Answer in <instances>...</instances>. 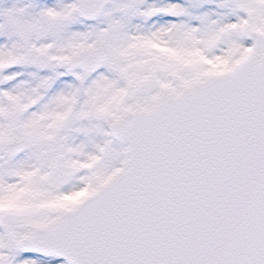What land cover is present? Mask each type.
<instances>
[{
	"label": "rangeland",
	"instance_id": "374dc122",
	"mask_svg": "<svg viewBox=\"0 0 264 264\" xmlns=\"http://www.w3.org/2000/svg\"><path fill=\"white\" fill-rule=\"evenodd\" d=\"M186 2L185 19L168 22L166 37H158L172 47L160 55L163 43L148 47L156 33L134 29L136 14H151L148 2L135 1L105 30L104 20L90 28L76 17L73 0H0V264H68L31 252L25 235L121 172L126 146L114 138L113 123L264 55V0ZM103 44L112 60L93 80L67 67L83 49ZM32 47L36 54L24 64ZM19 142L26 150L16 154Z\"/></svg>",
	"mask_w": 264,
	"mask_h": 264
},
{
	"label": "water",
	"instance_id": "95a60500",
	"mask_svg": "<svg viewBox=\"0 0 264 264\" xmlns=\"http://www.w3.org/2000/svg\"><path fill=\"white\" fill-rule=\"evenodd\" d=\"M77 1L95 19L112 0ZM104 59L98 48L69 64L96 70ZM113 129L127 145L124 171L53 226L35 227L32 251L72 264H264V57Z\"/></svg>",
	"mask_w": 264,
	"mask_h": 264
},
{
	"label": "flooded vegetation",
	"instance_id": "af4514ba",
	"mask_svg": "<svg viewBox=\"0 0 264 264\" xmlns=\"http://www.w3.org/2000/svg\"><path fill=\"white\" fill-rule=\"evenodd\" d=\"M135 1H143L144 3L148 2L151 7V9H149V11H151V14L147 18H146V15L142 17L143 19L139 17L138 14L135 15L134 29L136 31L144 32V33H156L155 37L151 38V45L148 46V47L154 48V50H157L156 45H158L162 40H164L162 36L165 35V31L167 30L166 26L168 22L175 21L176 23H179L183 19H185V17L188 14L187 12L188 7L186 6L188 2H186V0H113L106 7L105 11L95 20H92V19L86 20V19L81 18L78 15H75V16L78 18H81L84 21V23L90 28L95 27L93 25L97 24L101 20H104L105 23H107L106 24L107 26H105L106 28H104L105 30H108L111 28L115 29L116 28L115 26L117 25V23L120 22V20L122 19L121 17L122 15L120 14V12L129 10L131 4L134 3ZM157 6H160L161 8H169V9H167L166 11L163 10V11L158 12L155 8H153ZM119 8L121 9V11H119ZM111 12L113 13L110 14ZM128 29L130 30V28ZM158 37H160L161 41H159ZM161 43L163 44L159 47L160 55H162L163 52H166V50L163 48V47H166L165 41ZM100 46L103 47V49L105 50L108 59L107 61L100 64L98 70L95 73L90 70H86L82 67H78L75 70H71L68 63H67V67H69L71 71L83 69V71H86L88 73L90 80H93L99 73H101L105 69V66L108 63H110L112 60V57L108 55V53H110L109 48L104 44L96 46V47H100ZM35 54H36V50L30 61L33 60ZM140 73L142 74L143 70H141ZM135 82L137 84L138 79H136ZM155 85H156L155 83H150V87H155Z\"/></svg>",
	"mask_w": 264,
	"mask_h": 264
},
{
	"label": "bare ground",
	"instance_id": "6f19581e",
	"mask_svg": "<svg viewBox=\"0 0 264 264\" xmlns=\"http://www.w3.org/2000/svg\"><path fill=\"white\" fill-rule=\"evenodd\" d=\"M75 3H77V0H73ZM166 35H167V31H165V35L164 36H162V38L164 39L165 37H166ZM166 43V42H165ZM166 45H167V43H166ZM165 50H166V52L165 53H167V54H169V50L170 49H172V47H163ZM250 57H252V56H250ZM182 63V62H181ZM182 65H183V63H182ZM212 77H215V75L214 76H212ZM212 77H209V78H207L206 80H204L203 82H201V83H199L198 85H196V87L197 86H199V85H201V84H203L204 82H206L207 80H209L210 78H212ZM125 154H126V151H125ZM55 223V222H54ZM53 223V224H54ZM52 224V225H53Z\"/></svg>",
	"mask_w": 264,
	"mask_h": 264
}]
</instances>
